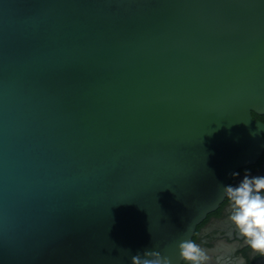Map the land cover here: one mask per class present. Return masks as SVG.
Returning a JSON list of instances; mask_svg holds the SVG:
<instances>
[{
	"label": "water",
	"instance_id": "water-1",
	"mask_svg": "<svg viewBox=\"0 0 264 264\" xmlns=\"http://www.w3.org/2000/svg\"><path fill=\"white\" fill-rule=\"evenodd\" d=\"M254 113L264 0H0V264H182Z\"/></svg>",
	"mask_w": 264,
	"mask_h": 264
},
{
	"label": "clouds",
	"instance_id": "clouds-1",
	"mask_svg": "<svg viewBox=\"0 0 264 264\" xmlns=\"http://www.w3.org/2000/svg\"><path fill=\"white\" fill-rule=\"evenodd\" d=\"M238 175V174H237ZM228 219L254 254L264 256V175H245L235 186L223 187ZM182 264H209L207 252L191 239L178 244ZM131 264H172L160 251L146 250L131 257Z\"/></svg>",
	"mask_w": 264,
	"mask_h": 264
},
{
	"label": "flooded vegetation",
	"instance_id": "flooded-vegetation-1",
	"mask_svg": "<svg viewBox=\"0 0 264 264\" xmlns=\"http://www.w3.org/2000/svg\"><path fill=\"white\" fill-rule=\"evenodd\" d=\"M257 119L264 122V114ZM246 174L264 175V152L255 163L238 169L229 185L235 186ZM229 211L224 199L216 210L198 224L191 240L207 252L209 264H264V256L254 254L229 221Z\"/></svg>",
	"mask_w": 264,
	"mask_h": 264
},
{
	"label": "trees",
	"instance_id": "trees-1",
	"mask_svg": "<svg viewBox=\"0 0 264 264\" xmlns=\"http://www.w3.org/2000/svg\"><path fill=\"white\" fill-rule=\"evenodd\" d=\"M254 117L255 118H258L259 117V114L254 113Z\"/></svg>",
	"mask_w": 264,
	"mask_h": 264
}]
</instances>
